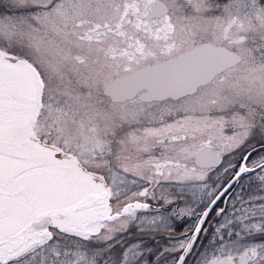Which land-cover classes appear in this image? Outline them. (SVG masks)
<instances>
[{
  "label": "snow or ice",
  "instance_id": "6c2138e0",
  "mask_svg": "<svg viewBox=\"0 0 264 264\" xmlns=\"http://www.w3.org/2000/svg\"><path fill=\"white\" fill-rule=\"evenodd\" d=\"M0 264H264V0H0Z\"/></svg>",
  "mask_w": 264,
  "mask_h": 264
},
{
  "label": "flooded vegetation",
  "instance_id": "af4514ba",
  "mask_svg": "<svg viewBox=\"0 0 264 264\" xmlns=\"http://www.w3.org/2000/svg\"><path fill=\"white\" fill-rule=\"evenodd\" d=\"M185 222H187V223H188L189 221L186 219V221H185Z\"/></svg>",
  "mask_w": 264,
  "mask_h": 264
},
{
  "label": "trees",
  "instance_id": "16d2710c",
  "mask_svg": "<svg viewBox=\"0 0 264 264\" xmlns=\"http://www.w3.org/2000/svg\"><path fill=\"white\" fill-rule=\"evenodd\" d=\"M185 223H187V222H185Z\"/></svg>",
  "mask_w": 264,
  "mask_h": 264
}]
</instances>
